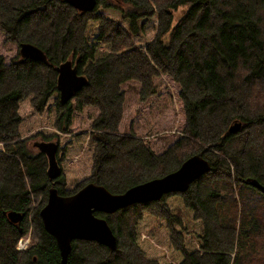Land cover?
<instances>
[{"label": "trees", "instance_id": "1", "mask_svg": "<svg viewBox=\"0 0 264 264\" xmlns=\"http://www.w3.org/2000/svg\"><path fill=\"white\" fill-rule=\"evenodd\" d=\"M94 5L0 0V264H60L32 209L51 182L45 155L26 151L34 135L58 144L53 183L64 196L90 182L122 193L192 155L210 165L184 191L94 212L116 247L73 239L67 264H264V194L244 182L264 184V109L249 102L253 87L264 90V0ZM21 43L46 60L20 57ZM68 59L87 81L62 103L55 70ZM231 119L248 123L226 134ZM233 186L243 199L238 224ZM30 218L32 242L22 246Z\"/></svg>", "mask_w": 264, "mask_h": 264}, {"label": "water", "instance_id": "2", "mask_svg": "<svg viewBox=\"0 0 264 264\" xmlns=\"http://www.w3.org/2000/svg\"><path fill=\"white\" fill-rule=\"evenodd\" d=\"M76 10L91 11L96 0H64ZM19 54L22 58L45 61L44 52L30 43H21ZM72 60H65L56 66L57 89L60 101H68L87 81L84 75L78 74ZM241 126L240 122L232 124L228 130L236 132ZM39 152L47 158V174L49 180L56 179L60 174V167L57 162L56 141L36 140L32 142ZM210 168L208 161L199 155L189 156L177 169L164 176L150 179L126 189L122 193H111L104 186L96 183H87L71 195H60L54 186L48 188L47 200L40 209L44 230L54 237L60 254V264H67L69 252L72 249L73 239L95 240L108 248L116 247L115 235L107 225L105 218L95 215L94 212L114 213L120 208L136 204L157 201L169 192L184 191L190 182L197 179L201 174L206 173ZM244 182L259 189L264 194V184L255 178H249ZM8 219L19 222L22 213L16 211L6 212Z\"/></svg>", "mask_w": 264, "mask_h": 264}, {"label": "rangeland", "instance_id": "3", "mask_svg": "<svg viewBox=\"0 0 264 264\" xmlns=\"http://www.w3.org/2000/svg\"><path fill=\"white\" fill-rule=\"evenodd\" d=\"M180 11V10H179ZM179 11H177V12H179ZM177 12H174L175 14H177ZM72 60V59H71ZM73 61V60H72ZM74 62V61H73ZM252 90H253V93H252V97H251V100L249 101L250 103H251V105H252V112H256L258 109H264V90L262 89V88H256V86L255 87H253L252 88ZM237 122H240L241 123V126H240V128H239V130H241V128H243V127H245L246 126V124L248 123V122H244V121H242V120H240V119H231L230 121H229V123H228V125H227V128H226V134L228 133V134H232L233 132H230L229 130H228V128L232 125V124H235V123H237ZM163 127H165L166 129H168L169 131L168 132H170V133H172V134H178V135H181V131H176L175 129H177L176 128V126L175 125H167V124H164L163 125ZM238 130V131H239ZM245 130V129H244ZM238 131H236V132H238ZM163 132H165L166 133V131H163ZM235 133V132H234ZM263 135H264V133H263ZM157 136H160V133L159 134H157ZM241 135H239V137H240ZM259 139H264V136H261V137H259ZM34 140H38V141H40V140H42L41 139V137L40 136H38V135H34V136H31V138L29 139V140H27V142H26V151H27V153L29 154V155H37V154H39L40 152H39V150H37V148H35V147H33V145H32V142L34 141ZM52 141H55V139H53ZM44 154V153H43ZM45 155V154H44ZM45 157V161H44V163H46V161H47V158H46V156H44ZM58 157V155L56 156V158ZM58 159V158H57ZM58 161H59V159H58ZM57 161V162H58ZM58 165L60 166V163L58 162ZM231 168V167H230ZM46 170H47V163H46V166H45V173L47 174V172H46ZM233 194H234V198H235V201H236V204H237V208H236V216H237V224H238V222H239V220H241V221H244L243 220V217H242V212H243V207H242V200H241V196H240V194H239V191H238V186H233ZM254 197V196H253ZM246 199V198H245ZM33 201V205H32V209H35V208H37L38 209V213H39V211H40V209L45 205V203H46V201H45V203H40L39 204V201H41V198H38V200L36 201L34 198L32 199ZM46 200H47V198H46ZM246 201H247V199H246ZM38 204H39V206H38ZM248 211H249V216L247 217V218H250V210L248 209ZM261 218H262V215L260 216ZM261 218H259V217H256V219H258V220H261ZM239 219V220H238ZM31 218L27 221V223H28V226L26 227V228H28V230H27V237L23 240V241H21V245L23 246V245H29L31 242H32V238H31V236H30V234L32 233V229H33V224L31 223Z\"/></svg>", "mask_w": 264, "mask_h": 264}, {"label": "flooded vegetation", "instance_id": "4", "mask_svg": "<svg viewBox=\"0 0 264 264\" xmlns=\"http://www.w3.org/2000/svg\"><path fill=\"white\" fill-rule=\"evenodd\" d=\"M34 141H36V140H34ZM34 141H33V142H34ZM35 148H36V147H35ZM40 153H42V152H40ZM57 161H58V159H57ZM51 186H54V184H52V181L50 182V187H51ZM48 188H49V187H48ZM21 213H22V212H21ZM22 215H23V214H22ZM22 217H23V216H22ZM16 223H17V222H16Z\"/></svg>", "mask_w": 264, "mask_h": 264}, {"label": "bare ground", "instance_id": "5", "mask_svg": "<svg viewBox=\"0 0 264 264\" xmlns=\"http://www.w3.org/2000/svg\"><path fill=\"white\" fill-rule=\"evenodd\" d=\"M200 176H201V174L197 178H199Z\"/></svg>", "mask_w": 264, "mask_h": 264}]
</instances>
